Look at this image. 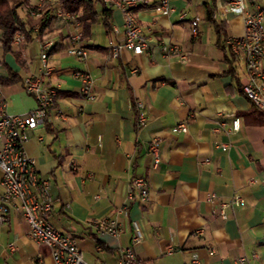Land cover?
<instances>
[{
	"label": "crops",
	"instance_id": "1",
	"mask_svg": "<svg viewBox=\"0 0 264 264\" xmlns=\"http://www.w3.org/2000/svg\"><path fill=\"white\" fill-rule=\"evenodd\" d=\"M230 1L173 0L171 14L139 12L149 49L140 55L123 50L117 58L111 47L125 38L121 13L111 8L107 17L103 5L95 4L93 22L84 23L82 12L76 13L86 34V63L68 54L70 26L55 16L56 5L44 12L54 19L41 36L39 19L24 9L31 31L12 51L4 50L0 30V80L11 114L35 109L24 80L41 73V44L54 41L48 61L54 72L43 80L58 87V97L46 125L29 131L26 150L51 182V223L77 239L87 263L117 264L119 249L131 244L138 223L143 240L135 252L143 264H187L193 257L198 264H234L242 256L264 264V114L243 91L245 56L227 46L229 37L245 32V14L231 12ZM257 6L264 8V0L247 1L248 12ZM162 42L180 47L187 61L166 57ZM76 70L94 77V101L79 96ZM136 98L146 106L141 128ZM235 119L240 130L234 133ZM180 122L186 132L177 129ZM155 139L158 159L150 152ZM132 177L148 180V203L128 198ZM1 180L0 170V193ZM234 195L245 205L228 208L223 219L219 205ZM125 206L127 212L118 213ZM111 218L120 223L119 236L89 226ZM28 232L21 214L0 225V264H55L51 249Z\"/></svg>",
	"mask_w": 264,
	"mask_h": 264
},
{
	"label": "built area",
	"instance_id": "2",
	"mask_svg": "<svg viewBox=\"0 0 264 264\" xmlns=\"http://www.w3.org/2000/svg\"><path fill=\"white\" fill-rule=\"evenodd\" d=\"M173 0H103L109 7L121 13L124 29V41L111 47V56L119 57L123 50L136 55L149 49V39L143 33L138 19V13L148 11L156 15H167L174 12ZM248 0H231L229 10L235 14H245V32L239 36L227 39L229 50L238 55L243 54L246 59L248 80L243 91L254 107L264 112V8L257 6L254 12L247 11ZM56 5V6H55ZM55 6V16L63 18L70 26L68 54L82 63L88 60V49L83 42V24L80 17L64 9L59 0L30 1L24 8L29 17L40 19L48 7ZM184 17V14L182 18ZM199 18H196V22ZM196 24V23H195ZM38 32V28L35 30ZM197 35V30H192ZM25 41V34L19 30L15 35L14 44L21 45ZM54 46L53 40H46L41 44L40 60L41 73L25 78L26 92L36 100V107L26 115L11 114L8 111V101L3 93L0 80V170L2 172L0 193V225L10 222L12 214H21L29 225L28 236L38 244L48 246L52 251L55 264H89L81 255L78 241L75 237L58 230L50 221V213L54 207L51 193V182L44 179L36 168L35 160L28 154L26 143L29 131L44 127L48 121V114L58 97V87L46 84L43 76L50 77L54 69L48 65L49 54ZM161 50L166 57L179 61H187L188 54L177 45L162 42ZM137 70L133 69V73ZM74 77L80 81L79 96L86 101H94V77L88 70H76ZM137 112V128L147 122L144 113L146 106L138 98L134 100ZM60 117L64 118L63 114ZM178 130L187 131V124L180 122ZM240 130V119H235L230 128L231 132ZM155 139L150 152L158 159L159 145ZM224 149L228 146L224 145ZM206 159L204 162H208ZM74 168L75 164H72ZM215 196H210L213 199ZM128 198L141 204L150 201V184L142 177H132L129 181ZM245 200L234 195L229 201L221 202L218 214L227 218L226 210L235 206H244ZM128 206L121 208L118 213L125 214ZM89 226L100 233L119 236L121 226L117 219L92 220ZM199 230L197 233H201ZM143 240V231L138 223H134V234L131 244L119 249L117 264H143L135 252V247ZM14 250V244H10ZM214 251H212L213 253ZM172 253V250L169 251ZM258 259L257 254L252 255ZM187 264H198V258L193 257ZM234 264H250V259L242 256L234 260Z\"/></svg>",
	"mask_w": 264,
	"mask_h": 264
},
{
	"label": "trees",
	"instance_id": "3",
	"mask_svg": "<svg viewBox=\"0 0 264 264\" xmlns=\"http://www.w3.org/2000/svg\"><path fill=\"white\" fill-rule=\"evenodd\" d=\"M29 0H0V30L2 31V43L4 50L6 52L12 51L15 35L21 30L22 32H30V29L26 28V22L23 21L20 10L24 7L25 3H28ZM101 3L103 5L104 11L107 14L110 13L111 7L103 2V0H59V4L66 10L73 13L79 11L82 12L81 19L84 23L95 21L97 15V9L95 4ZM54 16L50 12H46L39 19V36H41L46 29L50 26L53 21ZM89 26V25H88ZM85 30L83 37H85ZM15 77L10 79L14 81ZM6 81H4L5 83ZM258 110V109H257ZM262 114L264 112L259 111Z\"/></svg>",
	"mask_w": 264,
	"mask_h": 264
},
{
	"label": "rangeland",
	"instance_id": "4",
	"mask_svg": "<svg viewBox=\"0 0 264 264\" xmlns=\"http://www.w3.org/2000/svg\"><path fill=\"white\" fill-rule=\"evenodd\" d=\"M15 1L18 2L19 0H15ZM30 1H31V0H29V2H30ZM34 1H35V0H33L32 2H34ZM29 2H28V3H29ZM28 3H25L24 7H25ZM24 7L20 10V12H21L20 14H22V15L25 13V11H24L25 8H24Z\"/></svg>",
	"mask_w": 264,
	"mask_h": 264
}]
</instances>
